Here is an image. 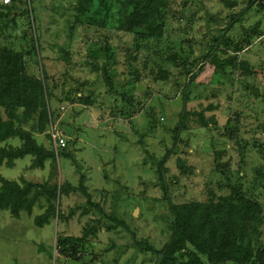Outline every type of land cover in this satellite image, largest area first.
I'll return each instance as SVG.
<instances>
[{
  "label": "rangeland",
  "instance_id": "obj_1",
  "mask_svg": "<svg viewBox=\"0 0 264 264\" xmlns=\"http://www.w3.org/2000/svg\"><path fill=\"white\" fill-rule=\"evenodd\" d=\"M249 1L171 0L164 38L138 49L134 35L117 31L116 21L105 23L104 11L70 28L74 0H31L35 28L30 1L11 0L6 31L0 17V46L22 52L39 37L40 63L51 78L54 124L67 138L70 154L46 161L43 170L32 169L29 156L13 168L0 167V176L18 183H68V194L54 205L72 216H53L48 225L36 227L35 217L48 208L45 197L31 215L22 212L18 219L0 210V264H155L156 257L135 242L146 240L157 249L168 242L169 205L226 196L227 185L236 183L264 204V0L244 13ZM107 47L115 83L122 90L132 83L144 87L133 90L141 108L134 116L121 95L106 93L95 69L108 62ZM179 49L199 60L188 88V76L167 60ZM215 49L222 59L237 56L235 66L217 71L206 59ZM160 67L170 71L165 81L156 80ZM76 93L92 96L93 105L76 100ZM37 121L21 120V127L37 128ZM36 130V142L50 150V126ZM7 144L18 147L21 141ZM58 236H86L80 260L59 255Z\"/></svg>",
  "mask_w": 264,
  "mask_h": 264
},
{
  "label": "trees",
  "instance_id": "obj_2",
  "mask_svg": "<svg viewBox=\"0 0 264 264\" xmlns=\"http://www.w3.org/2000/svg\"><path fill=\"white\" fill-rule=\"evenodd\" d=\"M29 1V17L36 28L33 4L31 0ZM74 2L76 8L70 5L74 13V21L70 28L82 23V18L85 16L101 10L104 11L106 24L111 26L116 21L117 31L135 36V46L138 49L147 47L146 45L152 41H160L164 38L167 13L171 6V0H74ZM255 2L257 0H250L243 12L251 11ZM9 10V4L0 6V17L5 19L2 21L1 31H6L9 27L11 21L8 18ZM89 19L93 21L90 16ZM107 49L108 62L102 67L94 68L101 71L102 79L106 82V93L121 95L127 104L130 116L137 114L141 111L140 102L133 93L137 86L132 83L128 90H122L121 84L115 83L108 67L114 58L110 48L107 47ZM207 57L209 61L214 57L221 64L222 68L217 70L221 73H224L228 66H235L237 63V56L222 59L217 55L216 49L211 50L206 59ZM40 58L38 36L31 38L30 48L22 52L0 46V144H5L0 147V167L13 168L15 161L30 156L34 158L32 169L43 170L46 161L55 162L60 154L65 156L70 154V150H67L68 146L56 152L52 146L49 150L39 145L33 136L32 131L37 129L38 133H43L50 123L55 122L50 105L54 96L48 85V80L51 78L41 65ZM167 60L173 69L180 72L179 74L188 76V88L194 79L192 69L199 60L191 59L190 55L182 49L170 54ZM238 67L244 73L247 72L245 62H240ZM161 69L156 80L165 81L170 71ZM166 69L170 68L166 67ZM75 98L84 105L94 103L92 96L76 93ZM65 99L71 100L69 96ZM1 110L6 112L7 119L3 118ZM35 117L38 119L37 128L32 126L31 130H25L21 127V120L29 121ZM155 120L156 118L151 115L152 126H155ZM180 129L185 130L186 126ZM48 137L51 140V136L48 135ZM13 138L20 139L21 145L14 147L7 144ZM162 161L158 163L159 171H162ZM183 164L184 162L180 163V165ZM227 188L230 191L226 196L215 198L211 195L204 202L190 201L169 205L168 226L171 235L168 242L161 249H157L146 240L136 241V248L154 255L155 264H264V246L260 244L264 228V204L253 193L245 190L240 183L229 184ZM70 189L71 186L68 183H56L51 186L30 182L18 183L0 176V210L8 211L18 219L22 212L31 215L34 207L41 206V200L45 197L48 208L44 214L36 216L34 220L36 227L43 228L49 224L53 216L61 220H68L72 216V212L65 216L54 205L56 200L60 205L61 196L68 194ZM162 189L164 199L167 200V188L164 184ZM89 203L90 207L99 209V205L94 204V206L91 205L92 202ZM85 239L86 236H58L59 255L75 261L80 260L79 251Z\"/></svg>",
  "mask_w": 264,
  "mask_h": 264
},
{
  "label": "built area",
  "instance_id": "obj_3",
  "mask_svg": "<svg viewBox=\"0 0 264 264\" xmlns=\"http://www.w3.org/2000/svg\"><path fill=\"white\" fill-rule=\"evenodd\" d=\"M11 0H4V4H9ZM51 146L57 152L67 147V138L64 133L57 130L54 123H50Z\"/></svg>",
  "mask_w": 264,
  "mask_h": 264
},
{
  "label": "water",
  "instance_id": "obj_4",
  "mask_svg": "<svg viewBox=\"0 0 264 264\" xmlns=\"http://www.w3.org/2000/svg\"><path fill=\"white\" fill-rule=\"evenodd\" d=\"M210 63L217 68H220V69L222 68L221 64L214 57L210 59ZM143 88L144 87L142 85H140L137 87V90L141 91V90H143ZM253 93H255L256 95L259 94V92H257V91H253Z\"/></svg>",
  "mask_w": 264,
  "mask_h": 264
}]
</instances>
